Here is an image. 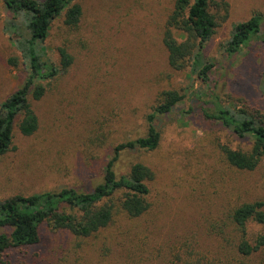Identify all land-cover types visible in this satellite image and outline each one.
<instances>
[{"label":"rangeland","instance_id":"obj_1","mask_svg":"<svg viewBox=\"0 0 264 264\" xmlns=\"http://www.w3.org/2000/svg\"><path fill=\"white\" fill-rule=\"evenodd\" d=\"M222 1L228 5L226 19L203 49L204 58L214 63L210 82L226 104L241 99V104L264 114V44L255 37L239 53L229 57L224 53L237 23L253 14L264 18V0ZM77 2L82 8L78 30L62 35V24L57 22L47 42L52 64H58L55 48L64 40L73 63L46 82L39 100L30 98L38 127L30 136L14 129L11 149L0 158V200L62 188L91 190L101 180L111 145L143 134L144 112L163 87L188 92L172 113L157 120L162 135L159 149L131 156L155 173L151 197L153 217L159 215L154 231L158 242L205 231L208 215L222 214L232 201L264 200V163L254 171L238 172L224 163L218 146L240 143L246 149L249 141L203 121L199 103L191 100L192 91L204 90L200 81L188 70L174 72L168 67L161 36L174 0ZM216 10L212 8L225 15L222 8ZM8 19L0 0V103L26 76L24 65L12 68L7 63L17 55L3 30ZM261 29L264 32V23ZM129 159L123 158L119 167L124 169ZM248 230L255 236L260 228L252 225ZM86 243L77 248L70 235L46 230L40 247L12 263L117 264L114 257L102 259L101 240Z\"/></svg>","mask_w":264,"mask_h":264},{"label":"trees","instance_id":"obj_2","mask_svg":"<svg viewBox=\"0 0 264 264\" xmlns=\"http://www.w3.org/2000/svg\"><path fill=\"white\" fill-rule=\"evenodd\" d=\"M4 5L9 19L3 30L17 53L7 63L12 68L24 65L26 76L0 103V158L11 149L15 128L23 136L37 130L30 98L39 100L46 82L73 63L65 40L55 48L58 64L49 61L47 42L54 25L61 22L62 35H68L78 30L82 18L77 0H4ZM213 7L222 8L225 15L214 13ZM227 8L222 0H174L161 42L168 67L195 74L204 88L191 92L202 120L219 124L240 141H249L246 149L240 143H219L224 163L238 172H251L264 163V114L241 104V99L226 104L217 96L210 82L214 63L203 54L219 22L226 19ZM263 23L259 14L237 23L224 47L225 55L239 53L255 37L264 44ZM187 92L169 87L157 90L144 112L143 134L111 145L101 180L91 190L62 188L0 200V264L29 257V251L41 246L46 230L70 235L77 248L88 239L101 240L100 256L103 260L114 257L117 264H264V200L232 201L222 214L208 215L209 224L201 233L169 237L161 243L154 234L159 218L152 214L155 173L131 156L159 149L162 135L157 120L172 113ZM126 157L130 159L122 169L119 166ZM252 225L260 228L255 236L249 235Z\"/></svg>","mask_w":264,"mask_h":264}]
</instances>
